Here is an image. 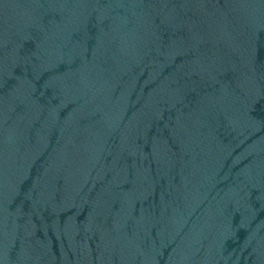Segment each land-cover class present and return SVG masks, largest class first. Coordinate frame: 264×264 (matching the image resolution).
I'll return each instance as SVG.
<instances>
[{
    "label": "water",
    "instance_id": "95a60500",
    "mask_svg": "<svg viewBox=\"0 0 264 264\" xmlns=\"http://www.w3.org/2000/svg\"><path fill=\"white\" fill-rule=\"evenodd\" d=\"M0 264H264V0H0Z\"/></svg>",
    "mask_w": 264,
    "mask_h": 264
}]
</instances>
